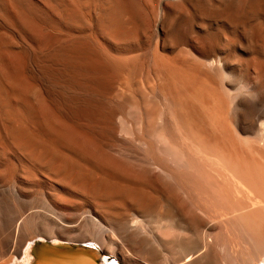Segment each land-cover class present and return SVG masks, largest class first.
I'll return each instance as SVG.
<instances>
[{
    "label": "bare ground",
    "instance_id": "obj_1",
    "mask_svg": "<svg viewBox=\"0 0 264 264\" xmlns=\"http://www.w3.org/2000/svg\"><path fill=\"white\" fill-rule=\"evenodd\" d=\"M143 1L0 0V264H264V0Z\"/></svg>",
    "mask_w": 264,
    "mask_h": 264
},
{
    "label": "rangeland",
    "instance_id": "obj_2",
    "mask_svg": "<svg viewBox=\"0 0 264 264\" xmlns=\"http://www.w3.org/2000/svg\"><path fill=\"white\" fill-rule=\"evenodd\" d=\"M157 1H158V0H155V3H156ZM173 1H174V0H160V2L158 1V4H157L158 6H157V5L155 6L154 0H147V1L145 0L146 4H147V5L149 4V5H148L149 7L152 6V7H151L152 9L149 8V7L145 4L144 1H143V2H144V5H146L145 7L147 8L148 11H150L149 9H151V11L148 12V13H150V14L152 13L153 15L151 14V16H150V14H149V17L153 18V16H154V18H156V19L158 18V19H159L158 22H160V21L162 20L163 16H164V12H165L164 9H165L167 6H169V4L171 5V3H172ZM147 2H148V3H147ZM166 2H169V3L166 4ZM165 4H166L167 6H166ZM165 6H166V7H165ZM162 7H163V8H162ZM157 9H159V10L157 11ZM161 11H162V13H161ZM155 12H156V13H155ZM158 19H157V20H158ZM82 28H83V27L78 28V31L76 32L78 36L75 34L74 37H73L72 35L69 34V35H66V36L64 35V36L60 39L61 46H62V47H61V50H62V51L64 50V49H63V46H65V45H66V46L64 47L65 49L68 47V48H67V49H68V50H67V53L70 51L69 46H70V44H72V43L74 42L72 39H75V38L77 39V38L81 35L80 32H82L83 34H85V33L87 34V32H86L85 30H84V31H85V32H84V31L82 30ZM79 29H80V31H79ZM81 30H82V31H81ZM153 30H154V31H153ZM153 30H152L153 32H149L150 34L152 33L151 35H150L149 33H145V32H143L142 36L139 37L140 39H139V38L137 39V41L140 40V41H138V43H139V42L141 43L140 45H139V44L136 42V40H135V41H134L135 43L132 41L131 43H126V44H124V43H122V44H114V45H112L113 48L110 47V46L108 47L107 45H105V47L107 46V48L109 49V51H111L112 54H114V52H115L118 56H119V55H121V57L124 56L125 58H123V59L120 58V59H119V61H121V62H124V61L126 60V58H127L126 56H129L128 58H131V59H132V58H133V59H136V58L139 56L138 54H140L141 57L139 56V57H138L139 59H138V60L136 59V60H137V63L135 62V65L138 64V62H139V65H141V63H142L143 61H145L147 58H149V57L152 56V54H153L152 49H154V51H155L154 54H153V56L159 54L158 56H155V57H160V54H161V53H159V41L157 40V39H158V38L156 37L157 35L154 34V33L157 34L158 27L156 26ZM79 34H80V35H79ZM86 34H85V35H86ZM145 34H147V36H146ZM152 35H154L155 38H154V36H153V37H151V38H152V39H151L150 36H152ZM67 36H68V37H67ZM69 36H70V37H69ZM71 36H72L73 38H72ZM75 36H77V37H75ZM82 36H83V35H82ZM82 36H80V37H79V40H77V41H81V40L83 41V40H84V41L87 42V39L90 38V37H89V34L86 35V36H88L87 39L85 38V36L82 38ZM148 36H149V37H148ZM64 37H65V38L67 37V38L65 39ZM147 37L150 38L152 41L148 39V40L150 41V42L148 43ZM69 38H70V39H69ZM80 38H81V39H80ZM76 39H75V40H76ZM141 39H142V40H141ZM62 40H63V42L65 41L64 44H62V43H63ZM71 40H72L73 42H72ZM95 40H96V39H95ZM156 40H157V41H156ZM96 41H97V40H96ZM145 41H146V42H145ZM66 42H67V43H68V42H72V43H70V44L68 43L69 45H67ZM86 42H85V43H86ZM88 42H89V41H88ZM100 42H101V41H100ZM152 42H153V43H152ZM65 43H66V44H65ZM101 44L103 45V42H102ZM135 44H136V46H135ZM86 45L91 46L92 44H90V45H89V44H86ZM131 45H132V47H131ZM118 46H119V47H118ZM146 46H147V47H146ZM150 46H151V47H150ZM183 46H184V45H183ZM122 47H123V49H122ZM141 47H142V48H141ZM148 47H150L149 49H151L152 52H151V53H148V54H145V53H147V50H149ZM181 47H182V45L180 46V48L178 47V49H175V50L171 51L172 54L174 53V56H173V57L177 56L178 54H181V51H182L183 48H184V47H183V48H181ZM156 48H157V49H156ZM139 49H140V50H139ZM143 49H144V51H142ZM120 50H121L123 53H122ZM133 50H134V52H133ZM136 50H137V52H136ZM65 51H66V50H64L63 54H64V53L66 54ZM109 51H108V52H109ZM138 51H139V53H138ZM145 51H146V52H145ZM157 51H158V53H157ZM176 51H177V52L179 51V52L176 53ZM140 52H142L143 54L140 53ZM144 52H145V53H144ZM148 52H150V51H148ZM124 53H125V54H124ZM128 53H129V55H128ZM175 53H176V54H175ZM116 54H115V55H116ZM132 54L134 55V57L132 56ZM135 54H137V57H136ZM141 54H142V55H141ZM144 54H145V55H144ZM149 54H150L151 56H150ZM172 54H171V56L168 55L167 57H165V56L162 55V54H161V56H162L163 58L166 59V58H171V57H172ZM117 55H116V56H117ZM122 55H123V56H122ZM143 55H144V58H145V59L143 58ZM118 56H117V57H118ZM130 56H131V57H130ZM145 56H147V58H146ZM102 57H103V55H102ZM118 58H119V57H118ZM128 58H127V59H128ZM140 58H142V59H141V63H140ZM137 71H138V70H137ZM137 71H136V74H135V75H134V73H133V75H132V76H133L132 78L134 79V80H133L134 84H135V79L138 81V80H140V79L142 78V76L146 78V75H145L142 71H138V72H137ZM134 72H135V71H134ZM144 75H145V76H144ZM136 76H137V78H136ZM138 78H139V79H138ZM137 81H136V82H137ZM149 83H150V82H149ZM150 85H151V83L149 84V86H150ZM136 87L138 88L139 86H138V85H137V86H134L135 89H137ZM134 88H133V89H134ZM143 89H145V88L143 87ZM145 90H146V89H145ZM146 92L148 93L149 91L146 90ZM171 234H172L171 232H169V231L167 232V231H166L164 234H161L160 236L163 237V238H166V239H167V238H170V237H171ZM112 239H113V236H112ZM115 239H116V238H115ZM38 240L45 241L46 239H44V238H38V239H35V240H34V243L37 242ZM113 240H114V239H113ZM115 241H116V240H115ZM52 242L64 243V242H67V241L52 240ZM34 243H33V244H34ZM93 245H94V248H95V251H94L93 253H97L96 256H98L99 258H101V260H102V259H106L107 262H108V264H122L121 260L124 259V256H123L121 253H119L120 258H121V260H119L114 254H107V250H105L104 248H102V247H100V246H98V245H95V244H93ZM27 252H28V250H26V252H25L24 254H22L19 258H16V259H15V262H14L13 264H30V258H29V256H28ZM31 256H32V255H31ZM32 257H33V256H32ZM136 262H137V260H136ZM36 264H37V263H36Z\"/></svg>",
    "mask_w": 264,
    "mask_h": 264
},
{
    "label": "water",
    "instance_id": "obj_3",
    "mask_svg": "<svg viewBox=\"0 0 264 264\" xmlns=\"http://www.w3.org/2000/svg\"><path fill=\"white\" fill-rule=\"evenodd\" d=\"M38 244H42L44 246H47L48 248L50 249H53L55 251H58V255L59 256H63V255H69L71 257H75L76 254L74 253H66L65 251H76V250H90L92 252L95 251V248H94V245L93 244H85V243H75V242H64V243H59V242H52V240H45V241H42V240H38L37 242H35L34 244L30 245L29 248H28V256L30 258V264H36V262H39L40 264H43V261H41V259H39L37 257V254H36V245ZM33 257H32V256ZM89 256H87L88 258ZM62 259L64 260L65 258L62 257ZM44 264H54L53 262L50 263V262H45L44 261Z\"/></svg>",
    "mask_w": 264,
    "mask_h": 264
}]
</instances>
